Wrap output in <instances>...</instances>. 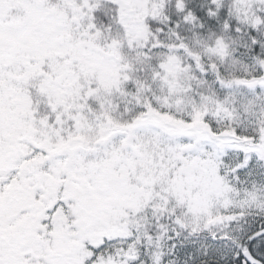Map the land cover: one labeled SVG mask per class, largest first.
I'll use <instances>...</instances> for the list:
<instances>
[{
	"label": "snow or ice",
	"instance_id": "obj_1",
	"mask_svg": "<svg viewBox=\"0 0 264 264\" xmlns=\"http://www.w3.org/2000/svg\"><path fill=\"white\" fill-rule=\"evenodd\" d=\"M0 264H264V0H0Z\"/></svg>",
	"mask_w": 264,
	"mask_h": 264
}]
</instances>
